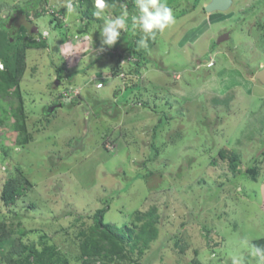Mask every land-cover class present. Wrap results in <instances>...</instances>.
Segmentation results:
<instances>
[{
	"label": "rangeland",
	"instance_id": "obj_1",
	"mask_svg": "<svg viewBox=\"0 0 264 264\" xmlns=\"http://www.w3.org/2000/svg\"><path fill=\"white\" fill-rule=\"evenodd\" d=\"M209 1L167 0L175 22L157 32L136 72L122 43L134 0L121 45L111 47L101 44L104 18L83 14L87 4L69 13L65 0H0V50L25 48L18 87L0 90V221L12 230L0 264L16 237L43 252L32 264H231L233 254L257 264L250 248L264 237V83L255 77L264 67V0L215 12ZM22 19L37 30L20 28ZM222 148L254 171L234 176ZM16 176L26 182L5 205L4 183ZM98 209L123 239L119 252L96 224ZM145 222L155 231L136 241Z\"/></svg>",
	"mask_w": 264,
	"mask_h": 264
},
{
	"label": "trees",
	"instance_id": "obj_2",
	"mask_svg": "<svg viewBox=\"0 0 264 264\" xmlns=\"http://www.w3.org/2000/svg\"><path fill=\"white\" fill-rule=\"evenodd\" d=\"M127 0H109L110 7L105 10V12L111 13L113 16H119L122 12V5L126 6ZM32 7L35 6V1L31 2ZM87 4L86 10L83 12L85 16H92L94 9V0H74L73 6L74 9L82 8ZM31 7V6H29ZM27 8H22L20 17L26 12ZM63 11V10H62ZM133 11V10H132ZM64 12V11H63ZM134 12V11H133ZM136 13V12H135ZM36 15L39 16L40 12L39 10H36ZM83 15V16H84ZM58 23L63 24L62 19H58ZM131 21V20H129ZM128 21V22H129ZM129 27L127 28L122 43H124V49L129 52L133 57L136 58V60L133 62L135 64V71L139 72L140 61L142 59L146 60L147 56L146 54L149 53L150 49L155 43V39L149 38L147 41L148 47H140L138 42L141 39V37L144 34H139L137 39H134L135 33L138 28H134L132 26V22L128 23ZM4 26V24H2ZM20 28H23L27 30V32L30 33V29L23 23L19 24ZM8 39V37L6 38ZM131 41H130V40ZM44 40H39L38 44L41 46H45L46 42H43ZM8 42H13L8 39ZM121 45V42L117 43L116 46ZM12 46V44H10ZM25 48L21 46L20 44H17L14 47V55L13 56H7V54L2 50H0V56L2 57L4 61V68L0 70V90L6 91L12 86H17L20 83V80L23 76L24 70H25ZM111 52V51H110ZM113 54V52H112ZM60 78L61 76L58 75ZM136 86V84L132 85V87ZM219 155L223 160H225L233 172L234 176L238 177L239 175H244L247 173H250L254 171L252 166H249L247 168L240 167L242 165L240 156L238 153H236L234 150H228L227 148H222L219 151ZM22 182H26V179L24 177H11L9 178L3 186L2 192H1V200L5 205H10L16 201L17 197L20 195L22 190ZM96 216V224L100 227H105L106 230L104 232V235L108 237L110 240H112V248L111 251L114 253L119 252V240H123L121 236L117 233H115L112 228L104 223L103 216H104V209H98L95 212ZM128 230L131 233H134V229L128 228ZM155 231V227L149 223L145 222L141 224L138 227V231L136 232V241L144 240L145 242L148 241L149 233L152 234ZM12 235V230L9 228L8 224L5 221H0V242H4L7 239H9ZM253 245L264 247V237L256 238L253 240ZM85 253L89 254H95L99 253L98 248L96 247L95 250H85ZM34 254H37L38 256H42L43 252H39L37 248H35L32 245L27 244L23 241L22 238L16 237L13 239L11 246L9 249L3 254L4 260L7 264H32L30 261V257ZM41 264H52L54 263V260H51L49 258L47 261H40Z\"/></svg>",
	"mask_w": 264,
	"mask_h": 264
},
{
	"label": "clouds",
	"instance_id": "obj_3",
	"mask_svg": "<svg viewBox=\"0 0 264 264\" xmlns=\"http://www.w3.org/2000/svg\"><path fill=\"white\" fill-rule=\"evenodd\" d=\"M137 13L131 16L132 26L139 28L144 34L139 40L140 47L147 48V41L149 38L155 39L157 32L163 33L170 25L175 22V15L173 9L167 3V0H134ZM69 13L74 10L72 0H65L64 5ZM110 7L109 0H94L93 15L97 18H104L103 27L100 30L101 44L109 47L114 46L121 36V31L126 30V24L129 17V12L126 6L122 5V12L119 16L112 19L104 15L105 10ZM46 11V10H45ZM53 13H55L53 15ZM56 12H51L55 18H60L56 15ZM64 14H62L63 16ZM23 15L18 18H22ZM34 14H29L27 19L34 21ZM64 17V16H63ZM64 21L63 18H60ZM23 23V19L18 21ZM65 22V21H64ZM19 23V24H20ZM31 34V32H30ZM49 35L48 30L42 32L43 38H47ZM41 40V38H39ZM64 46L61 51H63ZM214 65V64H213ZM212 65V66H213ZM211 67V66H209ZM3 69V65L0 64V70ZM97 87H103L102 84H97ZM250 255L257 258V264H264V247L253 245L250 248ZM231 264H241V258L236 254L231 256Z\"/></svg>",
	"mask_w": 264,
	"mask_h": 264
},
{
	"label": "water",
	"instance_id": "obj_4",
	"mask_svg": "<svg viewBox=\"0 0 264 264\" xmlns=\"http://www.w3.org/2000/svg\"><path fill=\"white\" fill-rule=\"evenodd\" d=\"M233 4V0H211L209 1L205 9L208 12H215V11H227ZM24 24L30 29V32H34L37 30V26L34 24H29L24 21ZM231 31L224 32L221 34L217 40L218 43H222L226 40L230 39ZM255 77L260 80L262 83H264V67L257 70L255 73ZM54 106H52L50 109H53Z\"/></svg>",
	"mask_w": 264,
	"mask_h": 264
},
{
	"label": "built area",
	"instance_id": "obj_5",
	"mask_svg": "<svg viewBox=\"0 0 264 264\" xmlns=\"http://www.w3.org/2000/svg\"><path fill=\"white\" fill-rule=\"evenodd\" d=\"M51 12H54V11L51 10ZM56 15L59 16L60 18H64L61 14L56 13ZM131 56H132V55L127 56V58L130 59ZM132 57H133V56H132ZM125 58H126V57H125ZM134 59L136 60V58H134ZM135 60H134V61H135ZM0 64H2V65H3V68H4V64L2 63L1 60H0ZM213 64H214V60H211V61L208 63V66H212Z\"/></svg>",
	"mask_w": 264,
	"mask_h": 264
},
{
	"label": "crops",
	"instance_id": "obj_6",
	"mask_svg": "<svg viewBox=\"0 0 264 264\" xmlns=\"http://www.w3.org/2000/svg\"><path fill=\"white\" fill-rule=\"evenodd\" d=\"M38 28V27H37Z\"/></svg>",
	"mask_w": 264,
	"mask_h": 264
}]
</instances>
